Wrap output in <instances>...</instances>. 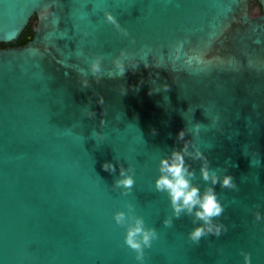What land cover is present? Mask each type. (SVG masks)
<instances>
[{"label":"water","instance_id":"obj_1","mask_svg":"<svg viewBox=\"0 0 264 264\" xmlns=\"http://www.w3.org/2000/svg\"><path fill=\"white\" fill-rule=\"evenodd\" d=\"M251 1L0 0V43L36 17L24 45L0 47V264H139L112 217L128 204L157 231L144 264H244L241 253L264 264V0L256 16ZM121 49L137 65L119 75ZM183 128L237 186L212 185L227 231L197 244L193 217H172L153 184ZM106 160L132 166L130 191L114 186ZM185 161L204 191L200 161Z\"/></svg>","mask_w":264,"mask_h":264},{"label":"clouds","instance_id":"obj_2","mask_svg":"<svg viewBox=\"0 0 264 264\" xmlns=\"http://www.w3.org/2000/svg\"><path fill=\"white\" fill-rule=\"evenodd\" d=\"M105 19L113 23L118 29L119 24L110 12H105ZM126 34V33H125ZM125 61L131 67L137 65V61L130 54L121 49L119 54L112 59V63L118 70V74L122 75L125 71ZM100 71V62L98 58L92 59L88 63V72L92 74L94 80H97V73ZM79 84L82 88L90 87V82L86 75L79 73ZM167 89L168 85H161ZM125 87L121 85V93L124 94ZM150 89V94L153 92ZM97 104L104 105V98L97 96ZM96 112L94 109H87L86 115L93 118ZM213 121L218 117H212ZM101 126L104 123L103 117L100 118ZM200 125H193V133L197 134ZM187 129L183 128L177 131V140L182 141L179 148H173L168 155L160 157L158 163V175L155 177L153 184L158 192L165 193L168 197L169 204L172 209V217L179 218L181 214L190 215L193 217V227L187 232V238L194 244L199 243L201 238L208 235L220 236L227 231L226 226L217 219L224 213V205L220 202L212 185L219 183L221 187L236 189V183L230 173L218 174L216 170L209 169L207 157L196 147L191 140L185 139ZM152 133H156V129H152ZM95 136H100L99 132L94 133ZM258 156V153L256 152ZM190 157L193 160L200 161V174L204 181L210 182L204 191L192 183L191 177L194 175L190 166L186 163L185 157ZM101 168L106 172H117L118 175L114 180V186L122 190V194L131 190L133 179V168L131 165L127 167L121 165L119 161L113 163L110 160L103 161ZM129 211L125 213L122 210L113 212L112 217L116 224L124 226L123 240L125 245L130 248L135 259L139 264H144L145 249L151 247L152 241L157 239V231L151 226H146L144 218L133 214L132 205H126ZM257 220L261 219L260 213L254 214ZM172 217H166L162 223L165 226H171L173 223ZM244 259V264H250V256L248 253H241Z\"/></svg>","mask_w":264,"mask_h":264},{"label":"trees","instance_id":"obj_3","mask_svg":"<svg viewBox=\"0 0 264 264\" xmlns=\"http://www.w3.org/2000/svg\"><path fill=\"white\" fill-rule=\"evenodd\" d=\"M254 3H255V5H258L260 7V5L258 4V2L256 0H254ZM35 22H36V17L34 16L30 19L28 25L25 27V29L20 34V36L17 40H15L14 42H12L10 44L0 43V47L1 48L20 47V46L24 45L33 35V27L35 25Z\"/></svg>","mask_w":264,"mask_h":264},{"label":"flooded vegetation","instance_id":"obj_4","mask_svg":"<svg viewBox=\"0 0 264 264\" xmlns=\"http://www.w3.org/2000/svg\"><path fill=\"white\" fill-rule=\"evenodd\" d=\"M254 5H255L254 0H252L250 4V11L252 15L256 16L261 13V9L258 5H255V6Z\"/></svg>","mask_w":264,"mask_h":264}]
</instances>
